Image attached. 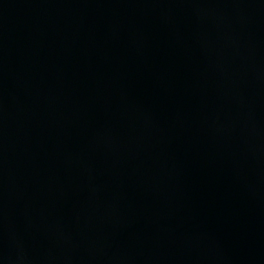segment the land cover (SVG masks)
<instances>
[{
  "label": "water",
  "instance_id": "water-1",
  "mask_svg": "<svg viewBox=\"0 0 264 264\" xmlns=\"http://www.w3.org/2000/svg\"><path fill=\"white\" fill-rule=\"evenodd\" d=\"M0 264H264V0H0Z\"/></svg>",
  "mask_w": 264,
  "mask_h": 264
}]
</instances>
